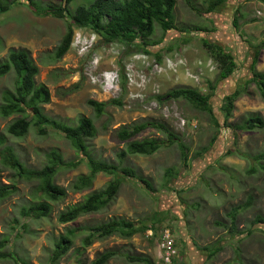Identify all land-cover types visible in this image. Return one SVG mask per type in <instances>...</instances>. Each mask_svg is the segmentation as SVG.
Returning <instances> with one entry per match:
<instances>
[{
	"label": "rangeland",
	"instance_id": "rangeland-1",
	"mask_svg": "<svg viewBox=\"0 0 264 264\" xmlns=\"http://www.w3.org/2000/svg\"><path fill=\"white\" fill-rule=\"evenodd\" d=\"M8 1L10 10L0 16V62L11 49L28 51L39 69L36 84L46 86L50 93V102L41 106L43 115L73 127L80 117L91 119L96 136L85 141L89 155L118 168L134 169L150 183L152 191L127 178L122 180L107 209L60 225V212L82 202L91 192L104 189L113 177L98 174L91 189L73 192L72 183L87 175L88 168L84 156L72 148L64 134L49 126L43 127L44 133L40 134L38 127L31 125L25 137L14 138L6 133V128L19 116L0 117V137L4 138L0 152L11 147L25 168L42 169L52 151L60 154L63 162L81 159L76 168L58 170L54 184L64 189L66 196L57 202L48 201L51 214L39 221L20 215L21 208L33 201L35 183L17 179L12 170L0 163V185H14L18 190L0 201V241L6 239L0 253L8 255L0 259V264H48L57 237L67 228L93 227L112 219L138 226L145 221L151 224L153 217L161 220V228L152 238L136 235L122 239L114 235L95 241L78 254L85 236L80 235L58 264H89L107 250L116 254L107 264H143L128 260L139 256L152 264H162L157 257L162 229H169L172 234L177 264H264V161L253 159L264 153V128L233 132L224 125L220 111L223 99L238 90L240 95L228 125H241L250 115H264V99L254 85H245L251 77L250 65L256 53L254 69L264 73V4L258 0H226L218 13L207 15L204 10L208 0H191L200 15L185 0H175L173 16L178 30L169 31L160 44L148 48L149 61L155 59L154 53L161 56L159 64L163 71L153 73L140 66L143 53L136 45L106 43L93 31L76 28L68 51L58 62L51 63L49 54L67 33V20L42 17L23 1ZM36 2L42 8L63 6L61 0ZM90 3L91 0H74L67 10L73 13L78 6ZM234 15L237 28L232 24ZM197 28L213 31H193ZM161 37L162 30L155 25L150 39L157 41ZM203 40L221 45L236 63L234 73L217 84L209 102L219 123L218 134L207 112L197 111L183 100L163 97L181 87L193 88L203 95L208 93L206 82L216 80L218 68L204 50ZM168 47L172 51H167ZM14 80L13 73L0 78V98L2 91H13ZM114 83L115 88L105 85ZM89 100H119L121 105H108L98 117L87 105ZM144 122L164 124L175 139L168 142L164 133L149 126L132 140H160V149L151 156L120 157L125 144L116 140L113 131ZM179 144L186 147V162ZM167 170L175 173L170 182ZM248 198L249 207L245 206ZM23 224L27 225L26 231L21 228ZM216 248L220 251L208 257V252Z\"/></svg>",
	"mask_w": 264,
	"mask_h": 264
},
{
	"label": "trees",
	"instance_id": "trees-1",
	"mask_svg": "<svg viewBox=\"0 0 264 264\" xmlns=\"http://www.w3.org/2000/svg\"><path fill=\"white\" fill-rule=\"evenodd\" d=\"M17 1L25 2L42 17L67 20V33L58 48L52 54H49L51 63L58 62L68 51L74 28L91 30L103 37L106 43L124 42L126 45H136L138 50L146 55L150 54L148 48L160 44L169 31L178 30L174 26L173 10L175 0H91L88 6H78L73 13L68 12L67 6L74 0H61L63 6H59L58 8H42L36 0H13V2ZM258 1L264 4V0ZM185 2L192 11L201 15L200 10L197 9L191 0H185ZM206 3L204 13L209 15L218 13L226 3V0H208ZM10 6L11 4L8 0H0V16L6 14L10 10ZM240 17L241 15H239V19ZM237 22V16L234 15L232 21L234 28H237ZM155 25L159 26L162 30V37L157 41L150 39L154 33ZM193 31L210 33L213 30L197 28ZM184 41L186 42V40ZM202 45L204 50L214 59L218 68L216 80L214 82H206L208 93L203 95L193 88L181 87L168 92L163 97L167 100H183L195 110L207 112L213 124L217 127L216 133L218 134L219 123L212 114L209 102L214 95L217 84L227 80L234 73L236 63L233 56L221 45L206 40L202 41ZM167 51H172V48L168 47ZM257 55L258 53L255 54V57L251 61V77L245 85H254L260 97L264 99V73L256 72L254 69ZM153 57L157 63H160L161 56L159 53H154ZM10 73L14 74V88L13 91L5 90L1 93L0 117L7 119L16 115L19 118L7 126L6 133L14 138H23L27 135L31 125L38 127L37 129L40 134L44 133L43 127L47 126L62 132L65 138L69 140L72 148L82 154L84 156L83 159H86L87 163L88 174L78 177L71 185V190L75 193L91 189L93 181L98 174L102 173L113 177V180L104 189L91 192L82 202L60 212L57 216L58 224L67 225L74 223L82 217L98 214L107 209L114 202L122 180L127 178L141 183L147 190L152 191L150 183L144 177L138 175L134 169L129 167L118 168L113 164L96 160L89 155L85 141L91 140L96 136V129L91 119L80 117L77 125L73 127L57 123L43 115L41 106L47 105L50 102V93L46 86L36 84L35 78L39 73V69L34 64L28 51L25 49H11L8 51L5 60L0 62V78ZM239 95L240 92L237 90L223 99L220 111L223 116L224 125L229 127L233 132H251L255 129H263L264 115H250L241 125H228L227 121L232 115L234 102ZM157 99L160 100L161 98ZM111 104L120 106L121 102L119 100L104 103L93 100L87 102V105L93 109L98 117L103 114L105 107ZM149 126L164 133L168 142H172L175 139V136L161 123L144 122L134 125L132 128L121 127L113 131L116 140L125 144V150L120 154V157H124L125 155L151 156L160 149L163 145V142L160 140H132ZM215 139L216 136L212 139L211 144L215 142ZM3 143L4 138L0 137V145ZM179 147L182 159L186 162V147L182 144H179ZM227 154H231V152ZM253 159L256 162L264 161V153L254 156ZM80 161L81 159L74 162H63L61 155L52 151L47 154V165L40 170H32L23 166L11 147H6L1 151V165L12 170L17 179L35 183L34 195H32L34 197L33 201L21 208L20 215L23 218L35 221L47 219L52 211V207L48 201L57 202L66 196V191L54 184L56 173L61 167L76 168ZM174 176L175 173L172 170L166 171L168 182ZM17 191L14 185H0V201L8 199L16 194ZM250 203L251 199L248 198L245 206L249 207ZM236 209L232 210V216L236 212ZM151 220L153 221L151 224L145 221L141 222L138 226L123 219H112L93 227L67 228L63 234L57 237L48 259V264H58L73 248L75 239L80 235L85 236L81 239L82 250L78 249V254L84 252L95 241L105 240L114 235L122 239H130L136 235L144 236L146 231L152 230L153 236H155L159 231L158 229L161 228V220L155 217ZM257 221H261V219ZM15 224H17L16 221H14ZM21 228L26 231L27 225L23 224ZM234 231L235 228L232 225L230 232L233 234ZM4 243H6V239L0 241V248L3 247ZM204 250L208 249L204 248ZM219 251L220 248H216L213 251L210 250L208 257L213 256ZM78 254L77 256H79ZM115 256L116 254L113 250H107L99 254L89 264H107ZM7 257L8 255L0 253V259ZM128 260L130 262L152 264L151 260L143 256L129 257Z\"/></svg>",
	"mask_w": 264,
	"mask_h": 264
},
{
	"label": "built area",
	"instance_id": "built-area-1",
	"mask_svg": "<svg viewBox=\"0 0 264 264\" xmlns=\"http://www.w3.org/2000/svg\"><path fill=\"white\" fill-rule=\"evenodd\" d=\"M139 59H142L140 66L144 69H149L153 73H160L162 72V65L157 63L154 60L149 61L146 54H142ZM113 82V81H112ZM110 85L115 88V83L113 84H105ZM191 127L195 128V124L191 123ZM146 237L152 238L153 231L148 230L145 233ZM157 257L162 262V264H176L177 260V251L175 247V241L172 237V234L169 229H162L159 235V242L157 246ZM176 261V262H175Z\"/></svg>",
	"mask_w": 264,
	"mask_h": 264
},
{
	"label": "clouds",
	"instance_id": "clouds-1",
	"mask_svg": "<svg viewBox=\"0 0 264 264\" xmlns=\"http://www.w3.org/2000/svg\"><path fill=\"white\" fill-rule=\"evenodd\" d=\"M104 77H106V75H104Z\"/></svg>",
	"mask_w": 264,
	"mask_h": 264
}]
</instances>
